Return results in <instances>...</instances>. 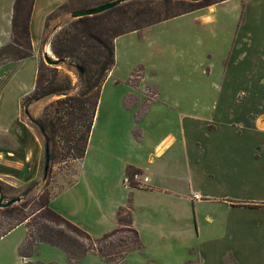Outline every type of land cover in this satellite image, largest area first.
<instances>
[{"label": "crops", "instance_id": "0c3cea01", "mask_svg": "<svg viewBox=\"0 0 264 264\" xmlns=\"http://www.w3.org/2000/svg\"><path fill=\"white\" fill-rule=\"evenodd\" d=\"M69 2L34 0L33 54L0 66V77L13 66L0 88V180L17 187L43 179L42 134L22 103L36 88L47 17ZM14 3L0 0V27L8 25L0 32V48L12 40ZM163 22L133 32L141 36ZM114 74L115 67L103 86L85 157L73 161L67 174L58 177L59 188L50 206L80 227L96 224L108 233L117 227L118 209L130 198L133 205L134 198L133 223L149 260L158 259L152 248L168 247L177 255L172 264H264V137L248 140L243 123L204 120L195 109L186 112L180 103L160 99L156 86L157 94L137 120L147 86L113 79ZM133 95L139 100L129 107L125 99ZM44 100L29 109L42 107ZM30 114L38 118L40 113ZM222 125L226 131L221 132ZM129 165L149 176L147 187L124 185ZM113 185L123 192L113 190ZM137 208L146 222H140ZM22 226L28 233L26 223L20 224L1 237L0 244ZM19 248L0 245V264L33 261L21 257Z\"/></svg>", "mask_w": 264, "mask_h": 264}, {"label": "rangeland", "instance_id": "374dc122", "mask_svg": "<svg viewBox=\"0 0 264 264\" xmlns=\"http://www.w3.org/2000/svg\"><path fill=\"white\" fill-rule=\"evenodd\" d=\"M108 1L110 0L79 1L74 6L82 7L87 3H95L91 6L93 7ZM128 1L120 5L124 7ZM214 6L167 20L153 29L145 30L141 36L135 32L120 36L116 40L117 64L113 79L127 80L135 86L138 83L147 86L145 101L137 114H142L147 109L149 102L154 98V86H156L160 99L180 103L186 112L193 113L195 109L204 120L214 119L221 123L230 120L236 122L237 126L243 123L244 135L248 140L264 137L262 129L264 121H261L264 119V0H229L217 4L215 9ZM71 13L63 11L49 21L42 46L40 74L44 85L47 84L46 80L52 79L55 74L57 81L62 84H66L69 77L72 80V89L69 93L77 95L80 91L77 69L68 61L49 65L44 58V54L48 52L52 59H57L52 50V39L56 28L71 20ZM6 26L0 27V32L5 30ZM12 55L15 54L12 53ZM8 61L17 60H0V66ZM12 68L13 66L0 77V88ZM64 96H47L42 107L36 106L29 110L33 113L39 112L38 118H40L46 106ZM138 100V96H128L125 103L132 107ZM203 125H205L204 122ZM223 131H226L225 125H222L221 132ZM42 140L44 145L43 135ZM44 157L45 149L42 160L43 179L39 181L40 186L34 188L26 197L30 202L25 210L27 214L37 213L34 203L37 195H41L45 190L55 192L59 188L58 177L67 174L73 164L71 161L54 164L45 180ZM118 177L117 175L113 178L112 183H115ZM0 185L6 193L5 201L23 196L29 186L17 187L2 180ZM121 189L119 185H113V190L116 192H123ZM124 192L126 193V190ZM21 201L14 205L20 204ZM133 205L136 208L134 198ZM35 214L27 219V222L32 224L31 230L34 231L36 229V226H33ZM136 214L140 216L141 223L147 221L142 210L137 208ZM15 221L12 218H5L3 223L7 226ZM87 227L82 228L95 237L106 234L99 225L93 224ZM152 233H154L153 230L150 237L154 241L156 237ZM26 234V228L22 226L7 236L0 245L8 250L13 249L14 246L19 248L26 239ZM152 249L158 256V259H155L156 264H172L173 258H177V255H172L174 252L168 247ZM30 258L33 261L58 264H150L143 252L137 256L136 254L128 255L126 262H106L95 254H88L81 261L71 263L62 249L47 243L42 244L40 248L36 247Z\"/></svg>", "mask_w": 264, "mask_h": 264}, {"label": "trees", "instance_id": "16d2710c", "mask_svg": "<svg viewBox=\"0 0 264 264\" xmlns=\"http://www.w3.org/2000/svg\"><path fill=\"white\" fill-rule=\"evenodd\" d=\"M79 1L86 0H71L59 6L48 15L46 27L50 20L63 11L73 12L95 5V3H87L82 7L74 6ZM224 1L227 0H129L124 7L118 5L101 14L71 19L56 28L52 39V50L57 58L62 59L63 62L68 61L77 69L80 91L77 95H70L72 80L68 77L66 84L59 83L56 74L52 79L48 78L47 84L44 85L39 72L35 90L23 99L25 114L39 126L45 139L44 167L47 145L50 148L51 166L85 157L103 86L116 65V39L119 36L133 31L140 33L154 24ZM33 2L34 0H15L12 40L0 48V60H22L33 54L30 27ZM154 94H157L155 88ZM50 95L65 96L46 106L42 117H32L29 112L31 104ZM142 114H137V120ZM136 134L139 133L136 131ZM136 171L143 172L142 169L129 165L126 175ZM46 185H49L48 182ZM39 186V181L31 183L24 191L23 200L24 198L25 200L20 204L0 207V238L18 225L27 224L28 233L19 248V253L24 259L31 257L40 243L62 249L71 263L81 261L88 254H95L106 262H126L131 252H143L144 243L133 223L131 198L127 205L118 209V226L101 237H95L50 206L54 192L45 190L41 195H37L34 201L37 213L27 214L25 210L30 202L26 197ZM3 193L5 196L4 189ZM235 204L258 206L250 203ZM33 214H35L33 223V226H36L35 231L30 228L32 224L27 222ZM5 218L16 221L5 226L3 223ZM149 263L156 264L154 260H149ZM21 264L58 263L24 260Z\"/></svg>", "mask_w": 264, "mask_h": 264}, {"label": "water", "instance_id": "95a60500", "mask_svg": "<svg viewBox=\"0 0 264 264\" xmlns=\"http://www.w3.org/2000/svg\"><path fill=\"white\" fill-rule=\"evenodd\" d=\"M127 0H110L108 2L90 7V8H85V9H78L73 11L70 14V18L71 19H77V18H81V17H85V16H93L96 14H101L107 10H110L120 4H122L123 2H125ZM191 1H199V0H191ZM44 58L46 60V62L49 65H57L61 62H63L62 59H52L50 57V55L47 53L44 54ZM80 70H82L81 68H79ZM51 170V155H50V148L47 145L46 146V161H45V167H44V179H47L49 173ZM23 199V196H17V197H13L7 201H5V196L3 193V189L2 186L0 185V207L5 208V207H10L14 204H16L17 202H20Z\"/></svg>", "mask_w": 264, "mask_h": 264}, {"label": "built area", "instance_id": "2783aa9c", "mask_svg": "<svg viewBox=\"0 0 264 264\" xmlns=\"http://www.w3.org/2000/svg\"><path fill=\"white\" fill-rule=\"evenodd\" d=\"M149 176L141 171H136L132 174L125 175L123 183L127 187L131 188H145L149 183Z\"/></svg>", "mask_w": 264, "mask_h": 264}]
</instances>
